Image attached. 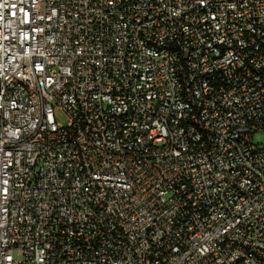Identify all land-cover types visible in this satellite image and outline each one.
Wrapping results in <instances>:
<instances>
[{"label":"built area","instance_id":"obj_1","mask_svg":"<svg viewBox=\"0 0 264 264\" xmlns=\"http://www.w3.org/2000/svg\"><path fill=\"white\" fill-rule=\"evenodd\" d=\"M258 131L264 0H0V264H264Z\"/></svg>","mask_w":264,"mask_h":264},{"label":"rangeland","instance_id":"obj_2","mask_svg":"<svg viewBox=\"0 0 264 264\" xmlns=\"http://www.w3.org/2000/svg\"><path fill=\"white\" fill-rule=\"evenodd\" d=\"M61 119V122L64 123V118L61 114H58ZM252 141L253 144H264V131H258L252 133Z\"/></svg>","mask_w":264,"mask_h":264}]
</instances>
